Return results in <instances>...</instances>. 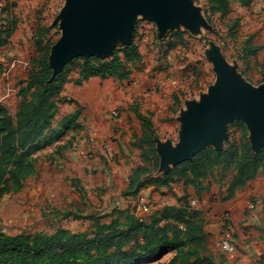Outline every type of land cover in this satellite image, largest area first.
<instances>
[{
  "label": "rangeland",
  "instance_id": "1",
  "mask_svg": "<svg viewBox=\"0 0 264 264\" xmlns=\"http://www.w3.org/2000/svg\"><path fill=\"white\" fill-rule=\"evenodd\" d=\"M191 1L207 28L199 27L197 32L191 33L180 25L160 38L156 25L139 17L134 23L132 41L128 46L134 45L141 58L135 69L126 64L125 69L131 70V75L123 81H92L85 91L79 93L89 101L79 117L68 120L65 125L53 120L48 137L55 134L52 135L54 139L61 134L66 135L60 145L62 150L60 152L41 143L43 147L39 145L33 152L34 174L24 182L20 191L0 198L1 233L9 236L51 235L65 230L71 234L91 235L92 218H105L102 222L117 218L122 222L118 212L126 209L109 207V204L125 201L129 195H121L117 190L123 187V178L131 167L125 165L139 164L138 168H145L149 175L159 172L155 149V154H149L144 147L134 150L131 146L141 135V123L135 114L149 120L153 140L176 144L180 132L178 118L185 103L198 102L217 83L214 67L207 58L211 45L219 48L226 62L245 84L253 88L264 86V0H252L246 7L232 0L224 17L210 13L209 0ZM64 5L65 0H0V36L4 37L8 32L7 44L0 47V102L13 121L22 98L31 94L26 85L28 74L39 56L35 46L36 32L41 30L45 33L40 42L43 48H49V66L51 49L61 36L58 17ZM233 20H237V28L230 31ZM175 33L181 35L176 36ZM249 39L253 47H259L254 55L247 51ZM124 46L120 42L115 43L114 56L115 50ZM75 64L78 65L79 61ZM76 73L66 64L58 75L65 74V85H73ZM104 98L105 102L102 101ZM99 112L105 115L107 122L94 117ZM91 118H94L91 125L98 133L86 135V147L83 149L89 152L79 149V140H74L78 148L71 149L73 138L67 135L77 129H86L85 124ZM122 127L127 133L120 136ZM227 137L223 149L228 143H247L250 147L249 133L240 120L227 124ZM119 143H123L129 157L134 158L131 163L122 153ZM74 157H78L79 164L72 163ZM87 161L98 164L91 168L90 174L86 173ZM230 176V170L214 168L197 186L173 176L172 183L157 192L174 196L181 192L180 198L186 199L189 209L200 213L199 219L204 227L207 226L200 253L216 263L264 264V170L248 187L237 191L234 206L231 202L225 203ZM109 189L112 195L107 192ZM247 204H252L253 209L247 208ZM99 214L102 216H97ZM138 214L141 215L140 211ZM226 214L229 223L223 227ZM222 236L232 241L234 253L225 254L220 250ZM175 252L137 264H168ZM190 252L187 246L181 249L177 264L183 262Z\"/></svg>",
  "mask_w": 264,
  "mask_h": 264
},
{
  "label": "trees",
  "instance_id": "2",
  "mask_svg": "<svg viewBox=\"0 0 264 264\" xmlns=\"http://www.w3.org/2000/svg\"><path fill=\"white\" fill-rule=\"evenodd\" d=\"M230 1L209 0L210 13L226 16ZM237 1L244 7L252 2ZM231 23L229 30L233 31L237 28V20ZM6 33L4 37L0 36V47L7 44ZM36 33L35 46L39 56L28 74L26 85L31 94L28 98H22L14 121L0 102V198L20 191L24 182L34 174L33 152L40 145L39 141L49 132L59 105L73 103L59 97L66 83L65 74L50 80L51 69L47 63L49 48H43L40 42L45 33L41 30ZM246 45L251 55L259 50V47L251 45L250 39ZM140 58L137 48L131 45L115 50L112 59L78 58L70 61L67 67L77 72L74 86H81L91 78L123 81L132 73L125 69L126 64L135 69ZM77 61L78 65L75 64ZM135 116L141 123V135L134 145L155 154L154 134L149 120L138 113ZM74 142L71 140L70 148ZM214 168L230 170L225 196L226 201L230 200L264 170V146L257 154L252 153L247 143H228L220 152L207 149L197 154L192 162L179 164L163 178H153L145 168H137L131 176L127 194L136 197L141 189L148 186L156 190L165 188L172 183L173 176L197 186ZM177 201L180 206L163 207L145 219L136 217L130 210L118 212L123 218L122 222L117 218L110 222H102L105 218L101 217L92 218L91 235L71 234L65 230L51 235L9 236L0 232V264H137L173 251L177 253L168 264H177L179 251L186 246L191 251L190 255L179 264H223L199 252L207 236L199 219L200 213L190 210L185 198Z\"/></svg>",
  "mask_w": 264,
  "mask_h": 264
},
{
  "label": "water",
  "instance_id": "3",
  "mask_svg": "<svg viewBox=\"0 0 264 264\" xmlns=\"http://www.w3.org/2000/svg\"><path fill=\"white\" fill-rule=\"evenodd\" d=\"M139 17L152 21L160 38L180 25L191 33L207 28L191 0H65L58 17L61 36L49 56L50 80L75 58L112 59L115 43L130 45ZM207 58L217 75L216 85L198 102L185 103L176 144L154 140L158 170L164 175L183 162H192L205 149L222 151L227 124L233 120L247 128L253 154L264 146V86L245 84L214 45Z\"/></svg>",
  "mask_w": 264,
  "mask_h": 264
},
{
  "label": "crops",
  "instance_id": "4",
  "mask_svg": "<svg viewBox=\"0 0 264 264\" xmlns=\"http://www.w3.org/2000/svg\"><path fill=\"white\" fill-rule=\"evenodd\" d=\"M92 81H99V82L103 81L104 82L105 80H100L98 78H91L88 81L84 82L81 86H74L72 84H66L64 86V89H63V91H62V93L60 94L59 97L61 99H63V100H67V101L71 100V101H73V103H64V104L59 105L58 113L56 114L54 119H56L57 121L59 120L61 125H63L64 121H67L70 118H78L79 117V113L81 112V110L87 106V104L89 103V101L87 102L88 99L80 97L79 93L81 94L82 91H85L88 88V85ZM102 101L105 102L106 101L105 98ZM94 117L97 118L98 121L103 120L104 123L107 122V119H106L105 115H102L100 112H99L98 115H94ZM93 119L94 118H91L90 120L87 121V123L85 124V126L87 127L86 129H84V128L77 129V130H75V131H73L71 133L69 132L70 134L67 135V137L70 135L73 138V140H75V141L79 140L78 141V142H80L79 149L82 150L83 152H89V150L87 151V150L83 149L84 147H86V146H84V145H86V142H87L86 139H85L86 135H89L90 133H98V132L95 131V129H94L95 127H93L91 125L92 122H94ZM52 128L53 127L51 126V129ZM125 133H127V130H126V128L122 127V130L119 133V135L121 136L122 134L124 135ZM48 134L49 133H47L45 135V137L42 140L39 141L40 146H41V143L45 142L47 145H50L51 147H53L55 149L57 148V150H60V149L62 150V147H60V145L64 143V138H65L66 135L63 136L61 134L58 137H55L54 139H52L55 134L53 135V134L50 133L51 134L50 137H48ZM117 137H119V136H117ZM45 138H47L46 141H45ZM123 138H125V137H123ZM154 140H153V142H154V149H155V141ZM119 145L121 146L122 153L127 158H129V163H131V160L134 159V158L131 157V156L129 157V155H128L129 152L127 151V149H126V147H125V145L123 143H119ZM131 146H132V148L134 150L137 149V147H134V144L131 145ZM42 147L43 146H41L40 148H42ZM40 148H38L37 150H39ZM132 148L130 147L131 150H133ZM61 150H60V152H61ZM73 160H75V161H73ZM71 161H72V163H75V164H79L80 163L78 161V157L72 158ZM86 165H87L86 173L90 174L91 168L93 166H97L98 164L95 161H93V162H88L87 161ZM138 165L139 164H136V166H133L131 164L130 165H125V166H131V167L128 170L126 176H124V178H123V183H124L123 187L121 186V187H119V189H117L118 192L121 193V195L123 193L124 194L128 193V188H129V185H130L131 176L133 175L134 171L138 168ZM167 174L164 175V173L158 172L157 175L152 174L150 176L153 177V178H163ZM86 176H87V174L85 175V177ZM146 176H148V175H146ZM78 177H79L78 178L79 180H82L81 176H78ZM110 181H111V179L107 180V182H110ZM253 181H251V182H253ZM251 182H249L246 185V187H248ZM103 190L105 191V188H103ZM107 192L109 193V195H112L111 194L112 191L110 189ZM114 193H116V192L114 191ZM182 194L183 193H181V192H177L175 194V196L172 195V194L171 195H162V194H158L157 190L154 187L148 186L146 188L141 189L136 197H134V196L129 197L130 195H128V196H126L124 198L125 201H121L120 203H115V204H109V207H114V208L115 207H122L120 209L130 210V212H133L136 217L141 218V219H145L146 217H148V216L156 213L157 211L161 210L163 207H166V206L178 207V206H180V203H178L177 200L180 197H182L181 196ZM236 195H237V192H236L235 196L232 199L225 201V203L227 204V203L231 202V204H233V199L236 197ZM107 197H108V195L106 196V198ZM113 205H117V206H113ZM233 206H234V204H233ZM233 206L232 207L230 206V209H232ZM142 207H144V208H142ZM246 207L249 208V209H253V205L252 204H250V205L247 204ZM139 211H140V214L142 216L138 214ZM249 213H250V211H249ZM100 215L102 216V214H99L97 216H100ZM206 229H207V226L204 227V231L205 232L207 231ZM229 229H230V227H229Z\"/></svg>",
  "mask_w": 264,
  "mask_h": 264
},
{
  "label": "built area",
  "instance_id": "5",
  "mask_svg": "<svg viewBox=\"0 0 264 264\" xmlns=\"http://www.w3.org/2000/svg\"><path fill=\"white\" fill-rule=\"evenodd\" d=\"M10 90H8V92H9ZM78 148V146H77V144L74 142L73 144H72V147H71V149H73V150H76ZM142 208H144V207H142ZM229 217H228V215L226 214L225 216H224V226L223 227H225V226H228V224H226V222H228L229 223V219H228ZM219 248H220V250L223 252V253H225V254H231V253H234V251H235V246L233 245V243H232V241H230L228 238H226L225 236H222L221 237V239L219 240Z\"/></svg>",
  "mask_w": 264,
  "mask_h": 264
}]
</instances>
